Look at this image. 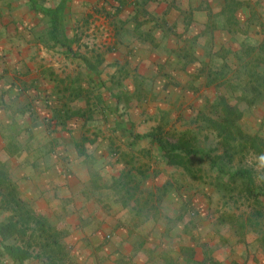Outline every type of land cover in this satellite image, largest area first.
Returning <instances> with one entry per match:
<instances>
[{
    "label": "rangeland",
    "instance_id": "rangeland-1",
    "mask_svg": "<svg viewBox=\"0 0 264 264\" xmlns=\"http://www.w3.org/2000/svg\"><path fill=\"white\" fill-rule=\"evenodd\" d=\"M49 3L52 6H56L58 5V0H49ZM90 3V1L86 4L85 1L71 0L70 4L64 10L65 21L67 22H65V25L67 24L70 37L78 38L73 44L74 49L80 54L88 57L94 63H97L98 57H104L105 61L113 52L110 46L113 42L112 38H114L112 35L113 22L111 23L108 18L102 16L100 12L103 6L107 7L106 4L94 9L89 6ZM32 4L33 6L36 5L39 7L41 6V1L38 0ZM78 10L80 13H78ZM75 13L80 14V16H78V18L71 17L75 15ZM43 17V22H46L49 26L50 17L42 16L41 18ZM245 45L247 46V44ZM59 47L63 48L62 46ZM119 52L121 67L115 69L114 76L117 78L113 79L109 72L104 71L103 73L102 68H100L101 64L98 69H101V72H98V75H89L83 63L81 68L76 62L65 65L66 68L57 66L58 73L62 76H64L66 72L70 73L71 76H77V71L84 75L82 81H79V79L76 81L72 78V83L74 84L73 88H81V86H79L80 83L84 87L87 85L90 87L89 91H91V93H86L85 96H83L86 101L83 99L82 103L77 102V107L74 103L75 100L72 99L74 94H69L70 101L73 107L76 108H72L73 111L82 109L81 105H84L85 102L86 105L95 104L96 97L93 95V92L100 91L99 86H101L103 82V85L105 86L106 84L107 87H110L111 90L114 91V94L117 95L121 93L123 107L130 110L137 109V113L139 114H135L134 112L132 114V117L135 119V132L146 133L153 130L158 124L163 123L167 131H193L198 136V144L203 149L210 152L214 150L212 152L213 155L223 152L222 149H217L219 142L216 134L208 129L203 121L196 120L198 111H201L206 106L207 94H203L202 91H200V97L196 94L186 97L185 93L180 95L181 97L178 96L180 98H173L169 96V94H166L164 98L159 97L156 88L162 87L160 86L162 80L157 79L156 76L147 78V80L146 78L145 80L140 79L138 77L139 64L132 58L134 52L131 55L128 54L129 50H120ZM117 57L119 58L118 55ZM111 59L112 58H109V61H111ZM80 61L81 60H79V62ZM101 67H103V65ZM262 70L264 71V65ZM126 71H128V73H126ZM85 73H88V75ZM101 73H103L102 76ZM134 74H136V78L139 80L138 83H141V88H135ZM123 75H128V77H123ZM51 79L52 78L49 79L48 77L49 81H51ZM98 80L100 81L98 82ZM117 81L120 83L117 84ZM122 84L123 86H121ZM121 88H125L127 93L124 94L125 92L120 90ZM133 89H135V91ZM136 89L141 90L140 93L133 94L136 92ZM103 90L104 88H102V91ZM211 90L212 91L209 92L211 95L209 96L214 98L216 91L214 89ZM221 90L223 94L230 97V101L238 105L241 110H244L243 118L240 120L241 127L246 133L257 136L258 141L263 144L264 148V98H259L256 103L249 107L247 104L238 101L235 95L234 98H232L230 93L231 90L227 89L226 86L221 88ZM65 91L67 90L65 89ZM174 94L175 93H172V95ZM108 98L110 99V97ZM141 101H143V103L140 104ZM157 101L160 102L158 109L159 113L145 116L142 107L147 104L149 107L153 106L155 108V106H158ZM147 105H145V107H147ZM94 113L96 115L94 120L89 122H86L84 119L78 120V122L75 119H71L70 121L66 119L63 125H59L65 126L67 124L72 127L68 132L76 130V137H81L82 135L93 137L95 133L102 136L101 132L103 125L95 119L99 117V114L96 113L95 110ZM60 119L63 120L65 117L60 116ZM67 120L69 121L68 123H66ZM112 120L113 118L111 121ZM12 132L15 131L12 130ZM9 135L11 136L9 146L2 147L0 143V158L3 159L2 156H4L9 160L10 164L8 163V165H11V171L18 183L20 198L28 202V207L33 209L36 213L45 216L53 226L54 231L59 234L60 240L70 259V262L66 263L192 264V262H190L192 260L190 258L191 254H193L191 252L192 250L186 251V255L183 258L184 262L180 263L182 256H180L177 249H174L171 245L172 241H175L176 238H178L177 242L182 240V236H179V234L180 231L183 232L182 228L184 224L187 223L186 231L189 232V235H193L194 239H192L194 242L192 243H194L196 247L198 246L199 250H196L197 252L195 251L193 254L194 257L198 259V262L195 260L194 264H211L210 259H218L225 264H264V245L258 242L256 234L249 232L248 225L246 233L243 234L242 230H240V224L243 222L247 223V217L251 215L252 211L255 209L254 203L247 199L246 194L242 193L239 188H236V191L232 194L231 192L224 193L218 191L216 187L212 186L213 181L217 180V171L211 169L206 162L196 157H191L190 166L200 177L195 179L184 168L171 167L161 162L156 165V163L150 161L153 164V166L148 169L150 177H153V179L150 180V185L161 186L169 182L172 183L174 187L173 193H176L173 195L174 198L165 199L166 204L162 206V209L158 213H143L141 215H136L130 210L118 209L116 204L108 203L103 205L98 203L96 201L98 195H92L91 190L87 187L81 188L79 191L78 188H76V193L73 194L72 192V195L69 191L65 190L60 193H50L46 195L40 193L36 194L32 189L25 192L26 189H29V186H27V184L31 183L29 180L33 181V179L19 175V168L15 166L13 157L22 155L26 149L33 150V147H23L27 144L26 137L28 134L26 132L16 133L15 135L11 133ZM37 136L40 137L42 134L38 132ZM84 136H82V138ZM103 136L116 137L115 139L120 140V136L123 135H108L104 133ZM0 142L2 141L0 140ZM240 143L241 141L239 140L233 141L234 146L240 145ZM18 144L21 146H18ZM118 148H121L123 153L128 152V155L135 154L138 156V165L149 161L148 158L143 155V150L147 151L150 149L153 154L156 152V148L148 140L140 141L133 148H129L128 146H117V152L121 153L122 151ZM222 161H224L225 167L231 170H236L239 167L255 169L259 181L262 179V176H264V159L256 153H253L252 150L249 152L248 150L244 151L240 149V152L235 154L233 161L230 159H224ZM98 169L100 170V175L104 177V180H108L109 171H107L103 163ZM225 183H227V181H225ZM178 185H181V187ZM179 191H182L184 197H187L189 200L191 205V209L189 208L190 211L181 208V206H183L181 203L183 199L181 200L182 194L180 195ZM73 196L76 198H73ZM48 197L49 199L51 198L52 202L47 200ZM86 198L92 200L87 201ZM262 201L261 206L264 209V197ZM193 203L195 206L192 205ZM84 207H86V210H82ZM122 210L125 211V213L121 215L119 213L123 212ZM10 214L11 211L0 209V222L6 221ZM231 214L234 215L233 220L230 219ZM117 215L120 217L118 227L115 225L113 226V219H115ZM226 217L228 219L224 220ZM181 218L185 220L182 221ZM193 219H195V222H193ZM258 224L259 223H257V225ZM259 227L261 228V226ZM117 228H119L118 231ZM106 229L109 230V232L105 233L104 230ZM108 234L110 238L107 237ZM129 235L138 236V238H133L132 241H130ZM94 237L99 240H94ZM186 239H188V236H186ZM1 251L4 253L3 247L0 244V252ZM186 256H188V258ZM244 257H246V261ZM1 258V264H15L7 254L1 256ZM40 262L39 259L32 258L28 260L26 264H40Z\"/></svg>",
    "mask_w": 264,
    "mask_h": 264
},
{
    "label": "crops",
    "instance_id": "crops-1",
    "mask_svg": "<svg viewBox=\"0 0 264 264\" xmlns=\"http://www.w3.org/2000/svg\"><path fill=\"white\" fill-rule=\"evenodd\" d=\"M37 1L0 0V140L2 141L0 143L2 147L9 146L11 138L9 134L11 133L13 135L22 132L28 134L26 137L27 144L23 147L32 146L33 150L26 149L22 155L13 157L15 166L19 168V175L33 179V181L29 180L31 183L27 184L29 189H26L25 192L32 189L36 194L46 195L60 193L65 190L72 195V192L73 194L76 193V188L79 191L81 188L87 187L92 191V194H97L99 191L91 179L92 170L95 167L98 169L102 163L105 167L108 166L109 161L112 159L110 153L112 149L116 151L114 161L118 157H126L128 152L123 153L121 148H118L122 151L118 153L117 146H128L130 148L131 139L126 138L123 132L120 131L119 133L116 130L117 124L120 125L121 118L117 117L116 120L112 116L114 121H111V118L105 122L104 117L102 118L100 115L95 119L103 125L102 136L97 137L94 144L88 141L85 143L89 152H94V156L88 158L78 154L77 143L81 142L83 138L82 136L76 137V130L68 132L72 127L67 125L68 130L57 129L51 132V129H54V127L51 128V125L55 112L66 109V105L68 108H75L69 95L74 85L72 78L76 81L78 79L82 81L84 75L80 74L79 71L76 72L77 76H71L67 72L64 76L58 73L57 66L66 68L65 65L76 62V64H80L81 68V63L79 59L67 57L64 48L54 45L50 22L48 26L46 22H43L44 17L41 18L43 15L33 8L32 3ZM40 1L41 5L47 8L59 7L63 2V0H58V5L52 6L49 0ZM80 1H85L86 4L90 1L89 6L94 9L106 4L107 11H112L114 14L112 16L104 10L100 11L102 16H106L111 23L113 22L112 35L114 36L112 38L113 42L110 44L113 52L110 57L108 56V59L103 60L101 63L103 67L100 66L103 73L107 71L112 79L117 78L114 74L115 69L121 67L119 51L129 50L128 54L130 55L134 52L132 58L139 64L138 77L142 80L154 76L161 79L160 86L162 87H157L156 92L157 95L159 93V97L163 98L166 97V94L173 98H180L183 93L186 94V97L195 94L200 97V91L209 96V92L212 91L213 87L207 86L206 77L200 73L202 65H209L212 62L220 64L223 60H231L233 51L242 49L245 44L253 46L262 40L261 27L264 23V0H119L126 3L123 8L119 9L118 7H122V5H119L118 1ZM70 2L71 0H67L65 7L61 9L64 26L69 37L67 24L65 25L64 10ZM108 2L116 7L111 8ZM138 2H145L146 12L158 20L162 28L152 30L149 25L136 28L135 24L126 26L122 24V22L128 18L130 20L136 14L133 5ZM78 13H80L79 10ZM78 13L71 17L78 18L80 16ZM252 13L257 15L258 22L263 23L249 25L248 21L252 18ZM246 31L248 36L252 38L251 40L246 38L247 34L244 35ZM228 50L230 51L229 58L222 60L223 52ZM102 58L104 59V57ZM109 58H112L111 61H109ZM98 69L99 66L96 69L97 74L101 72V69ZM87 72L89 73V71ZM88 73L85 74L88 75ZM103 73H101V76ZM89 75L95 74L89 73ZM134 75L135 88H141V83H138L139 80L136 78V74ZM48 77L49 79L52 78L51 81L48 80ZM62 81H65L64 85ZM120 90H123L124 94L127 93L125 88ZM133 90L135 91V89ZM172 93L175 94L172 95ZM109 94L111 93L109 92ZM133 94H136V92ZM83 96L85 95L72 96V99L75 100V106L77 102H83ZM107 101L109 104H114L115 107L118 104L119 107L116 108L119 109V112L128 110L129 120L133 125L135 124L132 114L133 112L139 114L137 109H126V107H123L122 101L117 102L113 98H107ZM159 103L157 101L158 106H155L156 109L145 104L147 107L145 105L142 107L145 116L159 113ZM88 105L85 102L84 105H81V108L86 109ZM12 130L15 132H12ZM38 132L42 136H37ZM104 133L118 136L122 133L123 136H120V140H117L116 137H104ZM18 146L21 145L18 144ZM91 159L96 160L94 167ZM107 169L108 171L111 170L110 167ZM173 192L174 190L168 194L166 199H172L176 193ZM182 197H184V194L181 195V200ZM73 198L76 197L73 196ZM96 199L98 203L103 205L116 204V207L120 210L127 209L128 211L131 209V207L123 208L120 201L113 203L104 197L101 200V196ZM47 200L52 202L49 197ZM86 200L92 199L86 198ZM187 201L186 204L181 202L185 205L181 208L190 211L191 205L188 199ZM165 204L164 202L163 205ZM192 205L195 206L194 203ZM82 210H86V207ZM124 213L125 211L119 214ZM119 219L118 215L113 219V226L118 227ZM181 220L184 221L185 219L181 218ZM193 222H195V219H193ZM186 226L187 223L182 228L183 232L180 231L179 234V236H182V240L179 239L178 243V238H176L171 243L174 249H177L179 255L182 256L180 263L184 262L183 258L186 251L192 250L193 254L196 250L199 251L198 246L196 247L192 243L194 242L193 235H189ZM104 231L105 233L109 232L107 229ZM186 236H188V239H186ZM133 238H138V236L129 235L130 241ZM193 254L190 256L192 264L195 263V260L198 262ZM186 257L188 258V256ZM244 259L246 261V257ZM214 260L222 263L218 259Z\"/></svg>",
    "mask_w": 264,
    "mask_h": 264
},
{
    "label": "trees",
    "instance_id": "trees-1",
    "mask_svg": "<svg viewBox=\"0 0 264 264\" xmlns=\"http://www.w3.org/2000/svg\"><path fill=\"white\" fill-rule=\"evenodd\" d=\"M66 1L63 0L60 6L55 8H47L42 5L39 7L34 5L33 8L40 12L41 15L50 17L51 37L54 45L62 46L67 57L81 60V66L83 63L90 74L94 73L98 75L96 69L104 59L101 56L98 57V63L95 64L88 57L77 52L73 44L78 38H70L66 33L61 12V9L65 7ZM113 1H118V4L122 5L118 9L123 8L126 4L124 1ZM110 5L111 8L116 7L113 4ZM133 6L136 14L130 20L128 18L122 22V24L125 26L135 24L136 28L149 25V27H152V30L162 28L159 21L146 12L145 2H138ZM102 10L108 12V15H114L112 11H107L105 6H103ZM256 16L252 13V18L248 21L249 25L263 23L258 22L259 20ZM247 33L246 31L244 35ZM246 36V38L252 39L248 34ZM261 36L262 40L258 41L255 45H243L242 49L233 51L231 60H223L229 58L230 51L228 50L223 52V61L220 64L212 62L209 65L203 64L201 67L200 73L206 77L207 86L213 87L216 95L214 98L211 96L207 97L206 106L201 111H198L196 120L203 121L208 129L216 134L219 142L217 149L223 150L220 154L213 155L212 152L214 150L210 152L203 149L198 144L197 134L191 130L171 132L166 130V126L163 123H160L153 130L146 133L135 132L133 129L134 125L129 120L128 112H119V109L116 108L117 106L119 107L118 104L115 107L114 104H109L107 101V98L110 97L120 102L122 101L121 94H114V91L110 87H107L106 84L104 86L103 82L99 86L100 91L93 92V95L96 97L95 104L88 105L82 111L81 109L73 111L67 105L65 106V111H56L51 125V128L54 127V129H51V132L57 129L68 130L67 124L60 126L64 124V120L66 119H75L77 122L81 119H84L86 122L94 120L95 110L99 114V117L100 115L102 118L104 117L105 122L108 119L110 120L112 116L116 120L117 117L121 118L120 125L117 124L116 130L119 133L120 131L123 132L126 138L131 139L130 148L135 147L142 140H149L156 148L154 154L150 149L147 151L143 150V155L149 161L138 165V156L135 154L127 155L123 158L118 157L114 161L113 158L116 157V151L112 149L110 150L112 159L109 161L108 166L105 167L106 169L108 167L111 168V170L109 169L108 180L106 179L107 181L104 182V177L100 175V170L96 167L92 170L91 179L99 191V193L94 195L101 196V200L104 197L114 203L120 201L123 208L131 207L130 211L136 215L158 213L162 209L168 194L174 190L172 183L169 182L161 186L150 185V180L153 177H150L148 169L153 166L152 162L156 163V165L161 162L171 167L184 168L195 179L200 177L190 166L191 157H196L206 162L211 169L217 171V180L213 181L212 186L216 187L218 191L224 193L231 192L232 194L236 191V188H239L242 193L246 194L247 199L254 203L255 209L247 217V223L243 222L240 224V230H242L243 234L246 233L248 225L249 232L256 234L258 242L264 245V209L261 206L263 202L262 198L264 197V176H262L260 180L262 182H260L255 169L239 167L236 170H231L226 168L224 161H222L224 159L233 161L235 154L239 153L240 149L244 151L248 150L249 152L252 150L253 153L264 159L263 144L258 141V137L246 133L241 127L240 120L243 118L244 110H241L238 105L230 101V97L223 94L221 90V88L226 86L227 89L231 90L232 98L235 95L238 101L247 104L249 107L256 103L259 98H264V71L262 70L264 65V23L261 27ZM123 77H128V75H123ZM119 83L117 81V84ZM79 86L81 88L72 87L70 93H73L77 97L91 93L88 85L86 87ZM102 88H104L103 91ZM140 91L137 90L136 93L138 94ZM60 116H64L65 119L61 120ZM97 137H99L97 133L93 137L84 136L83 140L77 143L78 154L80 156H87L88 158L94 156V152H89L85 143L88 141L94 144ZM234 140L241 141L240 145L234 146ZM2 157L3 159L0 158V209L11 211L8 219L0 222V244L3 247L4 253L15 264H26L32 258L39 259L41 261L40 264H65L66 262H70L69 255L60 240V236L54 231L49 220L28 207V202L20 198L18 183L11 171V165H8L9 160L4 156ZM92 161L94 167L96 160ZM178 186L181 187V185ZM179 192L183 193L182 191ZM182 199V202L188 203L187 198L182 197ZM132 203L134 204L132 205ZM233 218L234 215L231 214L230 219L233 220ZM227 219L226 217L224 220ZM257 223L259 224L257 225ZM4 253L0 252V264L2 263L1 256H4ZM211 263L222 264L214 259H211Z\"/></svg>",
    "mask_w": 264,
    "mask_h": 264
},
{
    "label": "built area",
    "instance_id": "built-area-1",
    "mask_svg": "<svg viewBox=\"0 0 264 264\" xmlns=\"http://www.w3.org/2000/svg\"><path fill=\"white\" fill-rule=\"evenodd\" d=\"M107 237L110 238V235H108Z\"/></svg>",
    "mask_w": 264,
    "mask_h": 264
}]
</instances>
